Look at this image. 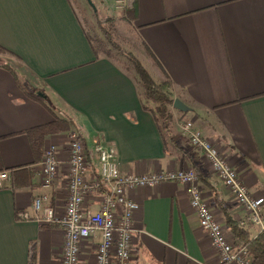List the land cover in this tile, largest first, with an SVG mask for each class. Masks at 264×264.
I'll list each match as a JSON object with an SVG mask.
<instances>
[{
	"label": "crops",
	"instance_id": "1",
	"mask_svg": "<svg viewBox=\"0 0 264 264\" xmlns=\"http://www.w3.org/2000/svg\"><path fill=\"white\" fill-rule=\"evenodd\" d=\"M137 3L141 44L159 74L154 80L168 78L173 99L190 109L169 110L173 139L143 108L136 76L112 57L94 55L72 0H0V47L6 51L0 63L44 95V103L31 98L0 66V173L9 174L0 182V264H61L62 230L18 219L33 214L40 194L57 210L65 207L67 165L44 189L40 162L50 144L65 146L68 132L45 136L38 150L27 133L56 119L69 120L83 137L91 165L96 144L103 142L116 148L121 175L196 167L204 197L230 241L228 218L256 238L246 212L189 148L181 125L192 122L250 193L264 197V0ZM127 195L140 206L132 264H221L183 185L164 182ZM94 249L85 250L81 264H94Z\"/></svg>",
	"mask_w": 264,
	"mask_h": 264
},
{
	"label": "built area",
	"instance_id": "2",
	"mask_svg": "<svg viewBox=\"0 0 264 264\" xmlns=\"http://www.w3.org/2000/svg\"><path fill=\"white\" fill-rule=\"evenodd\" d=\"M181 134L189 148L203 156L246 212L257 231L256 237L264 234V197L250 193L227 157L192 122L181 125ZM94 151L97 161L91 165L86 143L76 130L68 132L62 149L57 144H50L40 162L41 184L44 189L51 188L60 167L66 164L65 207L63 211L57 210L48 195L40 194L32 202L33 214L25 212L18 216L20 221H35L62 230L61 264H81L89 246L95 247L94 264H132L134 216L140 206L128 197L127 192L154 188L164 182L184 186L199 226L208 233L221 264H252L246 248L233 245L214 215L194 168L121 175L114 146L99 142ZM8 179V172L0 173V182Z\"/></svg>",
	"mask_w": 264,
	"mask_h": 264
},
{
	"label": "trees",
	"instance_id": "3",
	"mask_svg": "<svg viewBox=\"0 0 264 264\" xmlns=\"http://www.w3.org/2000/svg\"><path fill=\"white\" fill-rule=\"evenodd\" d=\"M138 12V3L137 0H132L130 6L126 9V15L129 19L135 20L137 18ZM94 17L97 23L98 28L102 31L104 37L106 38L108 44L116 49L117 45L114 43L110 31L104 27L103 21L99 18L98 13L95 10ZM109 21V20H108ZM84 28V27H83ZM86 32V30H85ZM86 37L91 45V48L94 52V55L97 57L99 54H102L106 57H111V52L109 49L105 47V45L101 42H98L96 39H93L86 32ZM122 53L128 61L132 64L135 69L136 75L138 76V84L142 87V99L146 101V103L142 102V106L145 109L151 111L154 115L157 122H160L161 129L166 132L168 138L173 139L174 135L169 132V126L171 121V113L169 108L173 106L174 99L171 96V91L173 89L171 81L166 78L165 81L161 83H155L148 71L142 66L139 60H137L131 54L125 53L123 51H119ZM148 54L152 56L149 50H147ZM6 51L0 47V54H4ZM0 66L6 69L14 78L16 84L20 87V89L26 93L31 98L44 103V98L38 96L39 91L35 88L30 87L22 77L16 72V70L7 64L0 63ZM148 102L156 105L154 108H150L147 106ZM163 122L161 123V120ZM73 129L71 122L67 119H56L55 121L35 128L31 131H28V134H32V146L34 150H38V148L42 145L43 139L45 136L50 134H60L70 132ZM34 136V138H33ZM165 137V135H164ZM192 161L197 159V156L192 155ZM196 168V167H194ZM198 176L201 180V175ZM228 224L231 226L232 234H233V245L235 247L246 248L249 257L251 258L252 264H264V234L258 235L256 238H253L251 234L244 230L243 228L238 227L237 224H234L229 218L227 219Z\"/></svg>",
	"mask_w": 264,
	"mask_h": 264
},
{
	"label": "rangeland",
	"instance_id": "4",
	"mask_svg": "<svg viewBox=\"0 0 264 264\" xmlns=\"http://www.w3.org/2000/svg\"><path fill=\"white\" fill-rule=\"evenodd\" d=\"M132 0H92L94 7L89 5L86 0H72L76 9L78 18L86 30L87 34L98 42L105 45L111 52V57L129 74L136 76L137 73L128 59L119 51L131 54L140 61L142 66L148 71L152 79L157 78L158 72L151 58L145 53L141 39L138 34L136 20L129 19L126 15V9L130 6ZM104 23V27L110 31L116 49L112 48L104 37L100 28H98L94 13ZM109 20V21H108ZM2 54H0V57ZM166 78L163 80L165 81ZM155 83H158L154 80ZM141 90L142 87L140 86ZM148 105L152 108L156 107L151 102ZM173 106L169 108L172 111ZM178 111V110H177ZM163 119L161 120V123Z\"/></svg>",
	"mask_w": 264,
	"mask_h": 264
},
{
	"label": "water",
	"instance_id": "5",
	"mask_svg": "<svg viewBox=\"0 0 264 264\" xmlns=\"http://www.w3.org/2000/svg\"><path fill=\"white\" fill-rule=\"evenodd\" d=\"M89 5H91L92 7H94V4L92 2V0H86ZM38 96L41 98H44V95L42 93H38ZM173 108L182 112V113H186L188 112L190 109L188 106H186L181 100L179 99H175L174 103H173Z\"/></svg>",
	"mask_w": 264,
	"mask_h": 264
}]
</instances>
